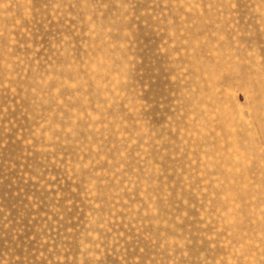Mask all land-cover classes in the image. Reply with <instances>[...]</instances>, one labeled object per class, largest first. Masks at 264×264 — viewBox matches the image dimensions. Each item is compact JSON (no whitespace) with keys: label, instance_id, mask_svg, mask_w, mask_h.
<instances>
[{"label":"rangeland","instance_id":"rangeland-1","mask_svg":"<svg viewBox=\"0 0 264 264\" xmlns=\"http://www.w3.org/2000/svg\"><path fill=\"white\" fill-rule=\"evenodd\" d=\"M0 264H264V0H0Z\"/></svg>","mask_w":264,"mask_h":264}]
</instances>
